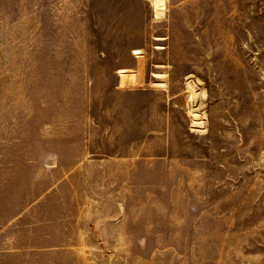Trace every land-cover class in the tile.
I'll use <instances>...</instances> for the list:
<instances>
[{
  "label": "rangeland",
  "instance_id": "374dc122",
  "mask_svg": "<svg viewBox=\"0 0 264 264\" xmlns=\"http://www.w3.org/2000/svg\"><path fill=\"white\" fill-rule=\"evenodd\" d=\"M153 2L0 0V264H264V0Z\"/></svg>",
  "mask_w": 264,
  "mask_h": 264
},
{
  "label": "crops",
  "instance_id": "0c3cea01",
  "mask_svg": "<svg viewBox=\"0 0 264 264\" xmlns=\"http://www.w3.org/2000/svg\"><path fill=\"white\" fill-rule=\"evenodd\" d=\"M132 90H135V88H133ZM169 101L170 104H173L174 97H166L165 95L149 98L133 97L131 98V100L122 101L121 103L132 106L134 108V112L139 107V109L142 108L143 114H145L146 116H150L151 114L154 115L152 119H150V117H146L147 120H145V117H142L141 119V125L146 124L148 134H150L157 130L156 128L158 126L166 127L168 125L169 120L167 117V110H157L156 105H167L166 103H169ZM147 105L150 107L144 109L143 106L145 107ZM126 110H128V112L130 111L128 108ZM96 152H98L97 149H92L87 145L81 146L79 152L81 153V155L75 157L73 161H70L69 166L65 167V171L66 173H68L72 185H91L94 179L95 182L99 184L108 182V172L110 169L109 163L107 162V160H104L103 157H97V159L92 158V156L96 154ZM62 165V163H59V166ZM96 197L97 196H94L92 193L87 192L84 189L82 192L78 191L72 194L70 198L71 200L76 201V206L79 213L78 215L76 214L75 224L78 226V230L85 234L84 238L87 237V233H90V231L89 229H82L80 226L82 224H87V222H91L90 211H92L94 208L93 201H99ZM60 223L63 224L62 221ZM71 246L76 247L74 245ZM84 246L87 247L86 244H84Z\"/></svg>",
  "mask_w": 264,
  "mask_h": 264
},
{
  "label": "bare ground",
  "instance_id": "6f19581e",
  "mask_svg": "<svg viewBox=\"0 0 264 264\" xmlns=\"http://www.w3.org/2000/svg\"><path fill=\"white\" fill-rule=\"evenodd\" d=\"M156 6V10H157V14L161 13V9L163 10L164 9V5H165V0H154L153 2ZM136 53H140L141 50L137 49L135 51ZM121 71H124V69H122Z\"/></svg>",
  "mask_w": 264,
  "mask_h": 264
}]
</instances>
